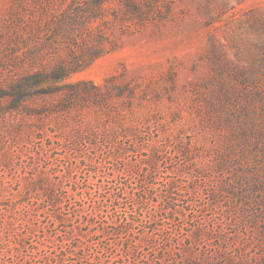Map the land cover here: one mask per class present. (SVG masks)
Wrapping results in <instances>:
<instances>
[{
	"label": "rangeland",
	"instance_id": "obj_1",
	"mask_svg": "<svg viewBox=\"0 0 264 264\" xmlns=\"http://www.w3.org/2000/svg\"><path fill=\"white\" fill-rule=\"evenodd\" d=\"M125 3L0 0V264H264V0Z\"/></svg>",
	"mask_w": 264,
	"mask_h": 264
},
{
	"label": "trees",
	"instance_id": "obj_2",
	"mask_svg": "<svg viewBox=\"0 0 264 264\" xmlns=\"http://www.w3.org/2000/svg\"><path fill=\"white\" fill-rule=\"evenodd\" d=\"M76 1H79V0H76ZM125 1H126V3H125V7H126L125 13L131 14L132 11H134V14H136L137 16H141V15H146L147 11H148V13H150V11L152 10L151 5L149 4V2H152V0L148 1V5H146V8H147L146 13L142 12L141 6L137 5L135 0H125ZM102 5L103 4L101 2H99V4H96V8L95 9L90 8V10H89V12L87 14V17L90 16V15H93L97 11L103 12L105 8H103ZM73 7L75 8V6H73ZM76 8H78V6H76ZM58 10H59L58 8H56L55 6H52V8H43L42 10H39V12L41 13L42 18H45V17L54 18V16H52V15L57 14ZM114 17L117 19L118 18V14H115ZM47 22L48 21L47 20L44 21V19H42L41 22L38 20V23L34 24V26L37 28V31H40L42 29L43 24H45ZM34 26H26L25 24L24 25L21 24V27L24 29V32L28 31V33L33 32V31L35 32ZM21 37H23V34H19V33L16 34V38H21ZM11 91L12 92H10L8 94L9 97H12L13 99L17 100V102L25 100L26 96H24L23 89L18 88L16 86H12L11 87ZM51 193H52V198H51V201H52L53 200V196L55 197V191L52 190Z\"/></svg>",
	"mask_w": 264,
	"mask_h": 264
}]
</instances>
